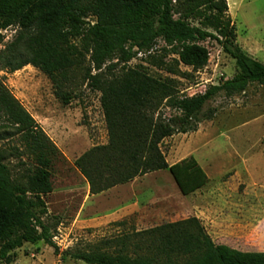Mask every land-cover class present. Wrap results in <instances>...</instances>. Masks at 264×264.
I'll use <instances>...</instances> for the list:
<instances>
[{
    "label": "trees",
    "instance_id": "trees-1",
    "mask_svg": "<svg viewBox=\"0 0 264 264\" xmlns=\"http://www.w3.org/2000/svg\"><path fill=\"white\" fill-rule=\"evenodd\" d=\"M9 28L16 31L0 49V71L38 69L65 105L79 83L100 94L107 142L73 162L90 195L162 170L183 196L201 189L208 182L205 171L192 156L169 165L160 149L163 140L195 132L201 121L211 120L214 110L203 109L217 95L230 98L252 83L264 85V64L236 43L226 0H0V45L2 31ZM207 40L221 47L237 72L200 94L179 95L174 79L160 80L128 66L143 53L149 64L187 76L178 65L193 71L205 67ZM158 41L162 53L152 55ZM170 54L174 64L164 63ZM163 108L173 114L163 116ZM0 117L14 128L32 161L13 176L0 150V262L9 264L13 251L38 242L58 254L51 232L58 222H44V198L53 190L51 170L61 152L1 78ZM103 245L113 251L65 252L62 258L84 264H264V252L215 244L195 217L112 237Z\"/></svg>",
    "mask_w": 264,
    "mask_h": 264
},
{
    "label": "rangeland",
    "instance_id": "rangeland-1",
    "mask_svg": "<svg viewBox=\"0 0 264 264\" xmlns=\"http://www.w3.org/2000/svg\"><path fill=\"white\" fill-rule=\"evenodd\" d=\"M226 3L236 43L264 64V0ZM15 31H2L0 49L12 40ZM202 44L209 52L207 64L197 71L178 65V70L187 76L149 64L143 53L137 54L128 66L160 80L174 79L179 95L200 94L237 72L234 61L215 41ZM163 47V42L158 41L150 53L160 55ZM175 58L170 54L162 59L174 64ZM119 68L113 73L117 74ZM0 78L61 152L51 170L53 190L44 198L48 212L44 222H58L51 230L58 254L43 242L24 244L11 253L9 264H84L63 259V253L95 248L112 252L113 248L104 246L103 241L189 217L200 221L215 244L242 252H264V85L252 83L245 92L230 98L217 95L203 109L214 110L211 120L201 121L195 132L163 140L160 149L166 162L170 165L192 156L208 177L204 187L183 196L170 173L162 170L147 174L133 188L126 186L127 193L118 199L117 190L90 195L86 181L73 166L85 151L107 142L100 94L79 83L70 103L62 104L54 96L50 80L30 65L13 73L0 71ZM160 113L167 117L173 111L163 108ZM13 132L14 128L0 117V150L4 163L17 176L32 161ZM157 185L163 188L155 189ZM136 202L139 209H134ZM125 206L127 216L116 220V212Z\"/></svg>",
    "mask_w": 264,
    "mask_h": 264
},
{
    "label": "crops",
    "instance_id": "crops-1",
    "mask_svg": "<svg viewBox=\"0 0 264 264\" xmlns=\"http://www.w3.org/2000/svg\"><path fill=\"white\" fill-rule=\"evenodd\" d=\"M228 4V3H227ZM170 165H172V164H170ZM155 173H158V172H154V173H152V174H155ZM147 175V174H146ZM146 175H144V176H142V177H139V178H136L135 180H133V181H131V182H129V183H127V184H124V185H119V186H116V187H113V188H111V189H109V190H107L106 192H110V190H117V196H118V199H120V198H123L124 196V194H126L127 192H126V190H128V188L126 187V186H129V188L132 186V188L138 183V182H141V180H143V178H145L146 177ZM158 187H155V189H160V188H163V186L161 185H157ZM177 186V185H176ZM165 187H166V185H165ZM167 188V187H166ZM178 188V187H177ZM179 190V189H178ZM132 192H133V190H132ZM121 194H123V195H121ZM121 196V197H120ZM134 206V209H139L141 206H140V204L139 203H135V205H133ZM83 213V212H82ZM127 214H128V208L125 206V207H121L120 208V210L118 211V212H116V216L118 217L116 220H122L123 218H125L126 216H127ZM83 215V214H82Z\"/></svg>",
    "mask_w": 264,
    "mask_h": 264
}]
</instances>
